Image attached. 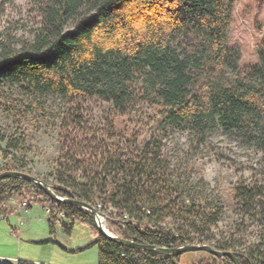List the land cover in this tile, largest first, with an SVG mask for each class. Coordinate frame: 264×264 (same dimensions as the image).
<instances>
[{
    "label": "trees",
    "instance_id": "trees-1",
    "mask_svg": "<svg viewBox=\"0 0 264 264\" xmlns=\"http://www.w3.org/2000/svg\"><path fill=\"white\" fill-rule=\"evenodd\" d=\"M35 24L27 36L1 28L13 0H0V91L13 86L30 96L58 95L65 101L96 98L109 105L111 138L129 129L131 114L151 107L155 130L135 151L115 150L99 161L85 153L68 152L51 178L41 176L61 196L92 205L110 204V230L137 242L164 246L208 243L231 250L242 264H264V239L244 251L234 236L217 238L208 228L189 221L200 232L189 237L182 224H168L175 202L170 194V169L162 156V138L171 130L187 131L195 143L207 144L220 129L240 145L264 151V35L256 64L241 62L239 49L229 44L235 0H28ZM132 134V133H131ZM2 139H5L2 136ZM7 147H17L8 139ZM0 172H31L27 163L3 156ZM52 207L53 232L65 212L61 230L71 234L75 223L89 227L97 246V264H181L180 255L131 248L108 239L94 226L91 212L51 199L39 187L18 177L0 180V213L13 197ZM183 194V193H182ZM235 208L257 218L264 228V182L239 179L233 188ZM180 210L194 212L192 204ZM212 224L217 214L195 212ZM127 215V217H123ZM183 254V253H182ZM234 264L211 254L191 264ZM17 264H37L19 260ZM190 264V262H189Z\"/></svg>",
    "mask_w": 264,
    "mask_h": 264
},
{
    "label": "rangeland",
    "instance_id": "rangeland-1",
    "mask_svg": "<svg viewBox=\"0 0 264 264\" xmlns=\"http://www.w3.org/2000/svg\"><path fill=\"white\" fill-rule=\"evenodd\" d=\"M13 1L2 16L1 28L17 36H27L35 24L30 4L28 0ZM263 35L264 0H235L229 44L240 50L242 63L258 62L256 47ZM109 112L108 103L96 98L65 101L58 95L30 96L16 86L5 88L0 91L1 160L4 156L11 162L12 156H16L27 163L29 173L53 178L59 162L65 161L68 152H83L85 158L99 161L111 151H135L155 130L154 119L148 116L153 114L152 108L144 106L131 114L133 120L125 123L128 132L111 138L106 118ZM8 139H16L17 147H7ZM194 141L189 132L171 129L162 138V156L171 173L169 183L173 194L170 195L175 199V214L165 218V222L184 225L189 229L188 236L198 240L204 235L188 224L196 220L198 225L208 228L212 240L234 236L235 248L245 251L251 243L264 239V228L257 218L244 216L235 208L233 188L239 179L264 182V151L240 145L220 129L208 135L207 144ZM185 198V204H192L191 199L194 200V212L180 210ZM197 211L216 213L217 219L208 224L195 214ZM61 220L52 234L48 232L44 239L41 237L35 242L40 256L63 264H97V246H88L94 240L89 227L77 221L71 234H65ZM42 223L38 224L39 228H48L46 222ZM107 227H110L108 223ZM70 249L72 253L68 252ZM0 252L7 253V249L0 245ZM207 254L185 252L180 255V263L191 264ZM215 264L222 263L216 260Z\"/></svg>",
    "mask_w": 264,
    "mask_h": 264
},
{
    "label": "crops",
    "instance_id": "crops-1",
    "mask_svg": "<svg viewBox=\"0 0 264 264\" xmlns=\"http://www.w3.org/2000/svg\"><path fill=\"white\" fill-rule=\"evenodd\" d=\"M1 159L2 157H0V165ZM47 207V204L39 202H31L23 207L20 205V199L16 197L8 200L5 210L0 213V220L7 221H0V245L7 249V253L0 252V264H17L19 260L37 264H63L40 256L41 252L36 249L39 247L35 242L41 240V237L44 239L48 232L53 233L48 224ZM42 222H46L49 229L46 226L39 228L38 224H43ZM14 231L18 233L13 234ZM28 251H36V253L31 254ZM72 251L70 249L68 252L72 253Z\"/></svg>",
    "mask_w": 264,
    "mask_h": 264
},
{
    "label": "water",
    "instance_id": "water-1",
    "mask_svg": "<svg viewBox=\"0 0 264 264\" xmlns=\"http://www.w3.org/2000/svg\"><path fill=\"white\" fill-rule=\"evenodd\" d=\"M5 177H18L31 182L33 185L39 187L45 194H47L51 199L59 201L62 203H67L70 205L78 206L80 208L86 209L91 212L93 216L94 226L108 239L118 242L122 245L152 251L163 255H180L189 251H204L215 257H229L234 264H242L239 258L231 250H220L208 243H185L176 246H164L158 244H150L146 242H137L131 238H125L117 235L110 231L107 227L109 221L114 220V218L105 214L104 212L98 210L91 203L79 199L77 197H67L58 195L52 184L47 182L41 177H38L32 173L22 170L7 169L0 172V180Z\"/></svg>",
    "mask_w": 264,
    "mask_h": 264
},
{
    "label": "built area",
    "instance_id": "built-area-1",
    "mask_svg": "<svg viewBox=\"0 0 264 264\" xmlns=\"http://www.w3.org/2000/svg\"><path fill=\"white\" fill-rule=\"evenodd\" d=\"M37 197H38V195L33 191V194H31V199H35ZM28 204L29 203H28L27 199H22L20 201V205L23 206V207L28 206ZM93 206H95L98 210L104 212L107 215H110V214H114L115 213V209L110 204H102L101 202H97V203L93 204ZM52 210H53L52 207L48 205V207H47V213H48L49 216H50ZM65 215H66L65 212L60 213L58 215L59 220H61L62 218H65ZM123 217H127V215H123ZM49 219H50V217H49ZM17 233H18L17 231H14L13 232V234H17Z\"/></svg>",
    "mask_w": 264,
    "mask_h": 264
}]
</instances>
